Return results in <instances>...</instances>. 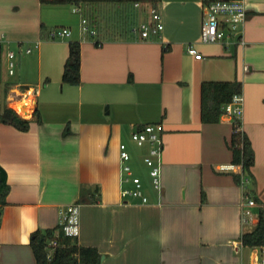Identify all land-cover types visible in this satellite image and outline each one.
Masks as SVG:
<instances>
[{"label": "crops", "instance_id": "1", "mask_svg": "<svg viewBox=\"0 0 264 264\" xmlns=\"http://www.w3.org/2000/svg\"><path fill=\"white\" fill-rule=\"evenodd\" d=\"M245 2L239 37L208 44L201 41L204 0H162L165 28L151 39L138 30L149 13L132 5H73L82 10L78 24L56 26L41 0H0V53L4 44L34 45L31 61L40 67L38 92L32 80L8 85L3 110L16 108L15 95L33 92L41 120L22 117L31 121L23 132L4 124L0 110V164L10 186L1 264H37L33 235L58 228L67 208L81 204L84 186L100 193L98 203L81 205L77 241L96 247L102 264H253L255 253L258 259L259 248L244 247L242 237L264 207V0ZM83 18L96 36L82 34ZM57 27L70 29L71 40L49 39ZM71 41L82 47L80 86L63 83ZM191 45L201 59L188 53ZM204 82L242 84L240 121L255 152L250 173L233 164L234 118L202 122ZM157 123L165 129L162 190L145 182L149 202L125 203L120 146ZM244 195L257 206L243 207Z\"/></svg>", "mask_w": 264, "mask_h": 264}, {"label": "built area", "instance_id": "2", "mask_svg": "<svg viewBox=\"0 0 264 264\" xmlns=\"http://www.w3.org/2000/svg\"><path fill=\"white\" fill-rule=\"evenodd\" d=\"M135 7L142 9L140 3L135 4ZM74 13H82L81 8H75ZM149 18L144 20L139 32L143 39H151L160 37L165 25L163 16L157 7L150 8ZM247 5L245 0H204L203 3V26L201 31V41L203 43L215 44L224 43L232 36L239 37L237 29L243 26L247 19ZM81 32L84 36H96V31L90 27L89 20L82 19ZM52 40L64 39L72 36V31L66 27L55 28L50 32ZM26 54L33 52L32 47L24 49ZM188 53L194 55L197 59H201L202 55L194 45L188 46ZM16 54L9 52V72L10 75H15L16 64L14 58ZM23 95V94H22ZM24 99L18 101L14 109L17 114L24 117L22 109H28L29 115L35 113V94L27 92ZM244 96L242 93L233 97L232 102L224 107V115L232 116L235 121H240L243 115ZM164 127L162 124H147L137 129L132 134V140L138 147L149 146V153L144 157V162L150 168L152 184L155 190H162V156L164 151ZM121 155V197L125 203L130 201H140L143 204L149 202V198L145 192V183L139 177L132 166L134 154L127 143H122L120 146ZM245 183H243L244 185ZM256 207L257 203L244 195L243 207ZM81 204L71 205L67 208L61 221V229L57 231L59 237L62 231L64 237L78 239L81 234ZM59 240L56 238L49 242L50 257H52L55 248L59 245ZM259 264V263H258ZM264 264V261L261 263Z\"/></svg>", "mask_w": 264, "mask_h": 264}, {"label": "trees", "instance_id": "3", "mask_svg": "<svg viewBox=\"0 0 264 264\" xmlns=\"http://www.w3.org/2000/svg\"><path fill=\"white\" fill-rule=\"evenodd\" d=\"M41 2L43 4H72L75 6H81L87 3H109L135 6V4L140 3L142 6L141 11L145 13L148 12L150 8L158 7L162 3V0H41ZM48 38L52 39L50 33ZM22 45L23 44H20V47H22ZM69 45L70 55L65 64L63 83L80 86L82 84L81 43L79 41H71ZM169 49L170 48L164 49V53L168 52ZM242 91L243 86L240 82H204L202 84V122L208 124L219 123L221 117L225 113L224 107L232 102L235 95L242 93ZM36 114L40 122L38 110L34 115ZM1 120L4 124L14 126L23 132H27L31 129V121L22 118L15 110L8 107L4 108ZM68 133L67 130L64 135L67 136ZM231 150L233 152V164L241 165L245 173H250L252 167L255 165V152L251 141L242 130L241 121L234 122ZM236 182L238 184L242 183L240 176H236ZM9 191L10 186L7 173L0 164V227L4 208L8 204L7 197ZM99 193L98 187L84 186L81 194V205L98 203ZM256 214L258 215L259 222L255 229L250 233H245L242 237L243 246L251 249L264 248V207L258 208ZM60 229L61 227L59 226L56 229L37 231L33 235L31 246L35 253L37 264H102V255L96 247L79 245L76 239L64 237L62 231L58 237L57 231ZM56 238L60 243L55 248L52 257H50L49 242Z\"/></svg>", "mask_w": 264, "mask_h": 264}, {"label": "rangeland", "instance_id": "4", "mask_svg": "<svg viewBox=\"0 0 264 264\" xmlns=\"http://www.w3.org/2000/svg\"><path fill=\"white\" fill-rule=\"evenodd\" d=\"M45 15L47 12L48 19L55 20L58 22L56 26H64L68 25L70 21H73L75 26L78 24L79 17H81L80 13H72L73 5L72 4H58V5H52V4H45ZM51 7V8H50ZM46 9H54V11H46ZM59 28V27H57ZM242 26H239L237 31V34L241 33ZM67 40H71V37L67 38ZM27 46H22L20 48L19 46L12 45L9 46L7 44H4L1 49L0 53V110H3L4 105L7 102V97L5 93V88L9 86H17V84H22L26 80H32L35 82L33 85L35 88V92H38L39 87H37V80L39 75V63L38 61H31L35 57L37 58V50L34 48V45H32L34 52L32 55L26 54L24 49ZM9 52H14L16 54V57L14 58V63L16 64L15 69V75L11 76L9 72V58L8 54ZM23 67V71L21 72V69ZM25 73V76H24ZM22 93H25V90L22 89ZM16 94V93H15ZM18 95V93H17ZM24 99V97H21ZM14 101H18L20 99L16 98V95L14 96ZM25 118H30V115H23ZM126 143L129 145L131 152L134 154V160L132 161V166L134 167L135 173L141 177L145 182L150 183L152 182L150 173V168L146 165L144 161L140 159V155L142 152H144V157L146 154L149 153V146L146 145L145 147L141 148L138 147L132 140L131 135L126 139ZM259 256H258V263L261 264L264 261V248H259L258 250ZM250 254V252H248Z\"/></svg>", "mask_w": 264, "mask_h": 264}, {"label": "bare ground", "instance_id": "5", "mask_svg": "<svg viewBox=\"0 0 264 264\" xmlns=\"http://www.w3.org/2000/svg\"><path fill=\"white\" fill-rule=\"evenodd\" d=\"M22 113H24L25 115H29L28 109H26L25 107L22 109Z\"/></svg>", "mask_w": 264, "mask_h": 264}, {"label": "water", "instance_id": "6", "mask_svg": "<svg viewBox=\"0 0 264 264\" xmlns=\"http://www.w3.org/2000/svg\"><path fill=\"white\" fill-rule=\"evenodd\" d=\"M253 264H258L257 253H255Z\"/></svg>", "mask_w": 264, "mask_h": 264}]
</instances>
